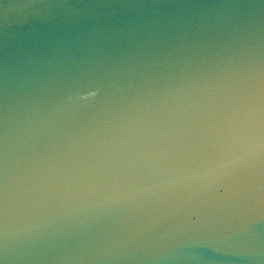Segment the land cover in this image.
Segmentation results:
<instances>
[{
	"label": "water",
	"instance_id": "95a60500",
	"mask_svg": "<svg viewBox=\"0 0 264 264\" xmlns=\"http://www.w3.org/2000/svg\"><path fill=\"white\" fill-rule=\"evenodd\" d=\"M0 264H264V0H0Z\"/></svg>",
	"mask_w": 264,
	"mask_h": 264
}]
</instances>
